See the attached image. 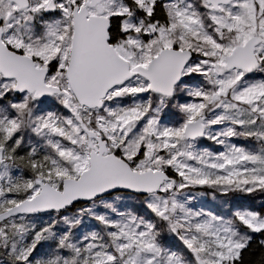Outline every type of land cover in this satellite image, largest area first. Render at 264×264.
<instances>
[{
  "label": "snow or ice",
  "instance_id": "snow-or-ice-1",
  "mask_svg": "<svg viewBox=\"0 0 264 264\" xmlns=\"http://www.w3.org/2000/svg\"><path fill=\"white\" fill-rule=\"evenodd\" d=\"M0 264H264V0H0Z\"/></svg>",
  "mask_w": 264,
  "mask_h": 264
},
{
  "label": "rangeland",
  "instance_id": "rangeland-1",
  "mask_svg": "<svg viewBox=\"0 0 264 264\" xmlns=\"http://www.w3.org/2000/svg\"><path fill=\"white\" fill-rule=\"evenodd\" d=\"M203 199H204V202H205L206 206H208V207H212L213 204L215 203V202H213V201L211 200L210 197H206V198H203Z\"/></svg>",
  "mask_w": 264,
  "mask_h": 264
}]
</instances>
